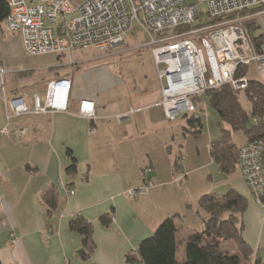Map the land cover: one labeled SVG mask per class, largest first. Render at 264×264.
<instances>
[{
  "label": "crops",
  "instance_id": "crops-1",
  "mask_svg": "<svg viewBox=\"0 0 264 264\" xmlns=\"http://www.w3.org/2000/svg\"><path fill=\"white\" fill-rule=\"evenodd\" d=\"M254 21L259 26L254 36L263 38L264 15ZM19 41L22 46L20 36ZM56 56L65 63L68 55ZM69 56L71 65L42 76L43 95L38 85L28 86L38 79L34 75L9 68L6 77L8 96L24 97L30 105L34 94L42 105L50 82L68 79L72 85L67 112L22 117L10 125L9 134L0 137V197L7 202L0 207L1 264H128V254L168 217L178 216L183 238L202 231L208 213L200 207V200L207 195L220 198L230 189L247 199V209L237 216L238 224L243 239L264 264V207L254 201L239 170L223 173L222 191L193 193L191 176L204 166L210 169L211 162L190 170L177 163L172 124L178 120L168 121L158 106L161 89L115 97V90L122 87L120 78L105 67L91 66L94 59L77 64ZM83 101L94 103L95 119L78 114ZM131 110L135 112L129 118L117 121L115 116ZM6 126L1 104L0 129ZM69 151L77 162L73 174L67 172ZM178 170L185 174L184 188L174 182ZM145 179L154 184L149 194L137 200L125 197L128 190L142 187ZM52 188L57 205L49 214L44 194ZM188 214L198 218L200 229L186 223ZM105 216L112 218L109 226L102 223ZM79 217L92 226L95 248L88 260L79 255L83 237L70 228L72 219ZM230 250L235 247L231 245Z\"/></svg>",
  "mask_w": 264,
  "mask_h": 264
},
{
  "label": "built area",
  "instance_id": "built-area-1",
  "mask_svg": "<svg viewBox=\"0 0 264 264\" xmlns=\"http://www.w3.org/2000/svg\"><path fill=\"white\" fill-rule=\"evenodd\" d=\"M8 0L9 14L4 31L20 36L27 55H71L72 50H106L126 43V35L137 25L151 37L150 47L157 67L162 107L168 121L193 115L209 90L231 86L243 91L249 86L240 69L256 63L259 81L264 84V52H258L246 22L264 15V0ZM256 11L244 18L242 12ZM234 18H227L229 16ZM185 29V30H183ZM9 68L0 61V91L7 126L0 137L9 134L10 125L31 115L68 111L72 82H50L42 105L34 94L33 105L24 97L10 98L6 77ZM135 111L116 117L122 122ZM95 119L93 102L83 101L78 113ZM93 133V131H92ZM237 168L254 201L264 207V139L249 142L238 152ZM185 174L179 170L174 182ZM61 187L72 193L64 184ZM154 187L145 179L140 188L124 193L129 200L149 194ZM7 202L0 197V207ZM16 243V241H14Z\"/></svg>",
  "mask_w": 264,
  "mask_h": 264
},
{
  "label": "trees",
  "instance_id": "trees-1",
  "mask_svg": "<svg viewBox=\"0 0 264 264\" xmlns=\"http://www.w3.org/2000/svg\"><path fill=\"white\" fill-rule=\"evenodd\" d=\"M9 11L8 0H0V30L4 29ZM248 13L254 14L256 11L242 12V15ZM234 17L232 15L224 19ZM252 26L255 27L256 23L249 24L247 29L250 33ZM252 38L258 52H262L261 44L256 43L261 38ZM247 70L248 67L241 68L239 75H246ZM243 91L251 104L250 111L242 106L239 96L241 91H235L231 86L209 90L204 95L218 113L220 126L227 124L231 128L221 129L219 137L210 145L211 156L225 175L238 170L240 147L233 143L232 131H244L249 142L264 139V84L259 80L249 79V86ZM188 122L195 129V134L202 132L203 123L195 114L189 117ZM68 156L71 158V165L67 172L73 174L76 171V158L71 151ZM44 202L48 213H53L57 205V194L53 188L44 194ZM200 207L208 213L202 231H193L183 238L177 223L178 216L168 217L151 236L140 243L136 251L128 254V264H260V259L243 239L242 228L238 224L237 216L247 209V199L241 193L230 189L220 198L204 196L200 200ZM102 223L109 226L112 218L105 216ZM70 228L83 237L79 255L83 260H88L95 248L91 224L79 217L72 219ZM184 244L186 256L179 259L178 253ZM231 245L235 247L234 251L230 250Z\"/></svg>",
  "mask_w": 264,
  "mask_h": 264
},
{
  "label": "rangeland",
  "instance_id": "rangeland-1",
  "mask_svg": "<svg viewBox=\"0 0 264 264\" xmlns=\"http://www.w3.org/2000/svg\"><path fill=\"white\" fill-rule=\"evenodd\" d=\"M198 7L201 11L206 12L208 5L203 0H199ZM256 15V13H248L244 18H249ZM255 21L246 22V27L249 28V24ZM256 23V22H255ZM259 26L251 28V34L254 36ZM249 30V29H248ZM255 37V36H254ZM126 43L121 46L108 48L106 50H80L74 49L71 54L75 62L79 64L82 60L94 59L93 65L99 68L105 67L108 72L121 79L122 87L115 90V97H125L130 93H151L158 92L160 90V81L158 79L157 67L150 47L137 48L147 46L151 41V37L147 34H143L137 25L134 26L125 37ZM259 45L264 46V36L258 42ZM262 50V47H261ZM68 55V54H67ZM69 55L65 63L58 61L56 55H46L41 57H33L27 55L23 50L19 36L15 34H8L4 29L0 30V60H6L5 67L10 70L15 69L19 74L34 75L38 77L34 82H29L30 87L35 84L40 89V95H43V81L42 76L53 72L54 70H60V68L71 65ZM3 62V61H2ZM12 73L10 76H14ZM18 75V73L16 74ZM247 78L250 80H259V74L256 63H251L248 66ZM8 81V80H6ZM0 91V105L3 104ZM240 101L242 106L247 110H251V104L245 95L244 91L240 92ZM195 115L201 119L203 123V130L199 134H194L195 129L191 128L188 122V117L181 116L174 125L173 134H175L176 142L173 148V154L176 155L177 163L184 164L187 170L194 169L198 165L208 164L211 162L210 169L207 166L196 171L190 178V189L194 192L211 190H220L223 186L221 182L222 178H225L221 173L218 165L212 161V157L209 152V146L211 141H214L221 134V129L231 130L227 124L220 126L219 116L216 110H214L208 103L205 96L202 101L198 103V111ZM232 141L238 147H243L249 143L248 137L244 131H232ZM180 151V153H176ZM184 173V172H183ZM212 175V178L209 176ZM210 177V178H209ZM178 186L185 187V179L177 184ZM225 191V190H223ZM141 198V197H140ZM186 223H191L196 229H200L198 226V218L194 215L188 214ZM190 225V224H189ZM185 247H181L178 253V258H185Z\"/></svg>",
  "mask_w": 264,
  "mask_h": 264
}]
</instances>
